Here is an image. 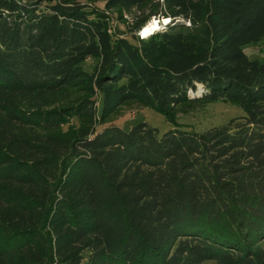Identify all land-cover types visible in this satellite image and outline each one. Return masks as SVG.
Here are the masks:
<instances>
[{
    "label": "trees",
    "instance_id": "16d2710c",
    "mask_svg": "<svg viewBox=\"0 0 264 264\" xmlns=\"http://www.w3.org/2000/svg\"><path fill=\"white\" fill-rule=\"evenodd\" d=\"M263 39L264 0H0V264H264ZM218 100L245 116L176 123ZM132 103L174 127L96 132Z\"/></svg>",
    "mask_w": 264,
    "mask_h": 264
},
{
    "label": "rangeland",
    "instance_id": "374dc122",
    "mask_svg": "<svg viewBox=\"0 0 264 264\" xmlns=\"http://www.w3.org/2000/svg\"><path fill=\"white\" fill-rule=\"evenodd\" d=\"M90 6H96L100 9L104 8V0H84ZM109 13H114L109 11ZM134 12L132 13H122L121 17L115 16V20L111 21L112 26L116 27L120 31H127L128 33H133L138 35L140 31L144 29L151 21V17L143 25L133 29L132 20L134 17ZM131 42H135L132 36H128ZM244 54L251 61H257L259 63L264 62V39L257 44L246 45L242 48ZM97 60L95 58L85 59L82 63V68L85 71L92 72L94 66L96 65ZM200 88V87H199ZM199 95V94H197ZM102 98L98 97L94 107L97 112V119L99 120L100 110H101ZM245 116V112L239 106L225 102V101H215L211 103H198L194 104L189 109H183L176 113L175 121L177 124L189 127L190 129L195 130L196 132H204L213 127H219L227 125L232 119ZM97 120V121H98ZM146 122L150 126L158 130L159 135L167 132L174 127L164 116L160 113L149 109V108H140L137 104H126L121 107L116 114H114L108 121V124L101 126H96V132H100L103 128L116 125L122 128L125 131H128L132 126ZM77 127L74 123L68 127H63L61 130L62 135L67 136L68 134L75 133Z\"/></svg>",
    "mask_w": 264,
    "mask_h": 264
},
{
    "label": "bare ground",
    "instance_id": "6f19581e",
    "mask_svg": "<svg viewBox=\"0 0 264 264\" xmlns=\"http://www.w3.org/2000/svg\"><path fill=\"white\" fill-rule=\"evenodd\" d=\"M165 25H167V21H164ZM159 24L157 21L152 20L147 26L144 27V29L141 31V36L143 38L151 35L155 31L159 30Z\"/></svg>",
    "mask_w": 264,
    "mask_h": 264
},
{
    "label": "water",
    "instance_id": "95a60500",
    "mask_svg": "<svg viewBox=\"0 0 264 264\" xmlns=\"http://www.w3.org/2000/svg\"><path fill=\"white\" fill-rule=\"evenodd\" d=\"M152 20H155V21L158 22V24H159V28H160V29L163 28V27L165 26L164 21H167V24H168L169 21H170V19H168V18H165V19H157L156 17H153ZM138 36H139L140 38H143V37L141 36V31H140V33L138 34Z\"/></svg>",
    "mask_w": 264,
    "mask_h": 264
}]
</instances>
